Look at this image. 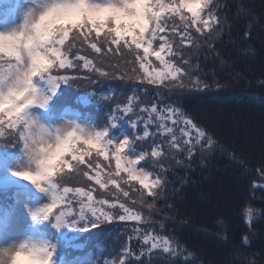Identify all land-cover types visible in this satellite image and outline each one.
I'll use <instances>...</instances> for the list:
<instances>
[{"label": "trees", "instance_id": "16d2710c", "mask_svg": "<svg viewBox=\"0 0 264 264\" xmlns=\"http://www.w3.org/2000/svg\"><path fill=\"white\" fill-rule=\"evenodd\" d=\"M209 10L218 21H210L211 28L201 25L202 32H197L194 26L188 27L190 39L183 41L179 36L171 37L176 55H165V60L182 68L183 74L177 79L166 76L155 84L147 83V77L164 71V66L152 56L141 67L136 52L142 56L143 50L125 48L124 40H130L127 36L117 45L112 43L115 34L97 35L91 29L85 40L81 31L74 29L66 38L63 50L75 66L56 74L73 79L60 87L49 113L59 115L68 107L100 128L107 126L112 116L118 117L115 123L123 122L128 129L130 144L124 152L134 148L137 153H146L138 166L152 178L159 175L161 184L146 189L131 181L123 168L117 176L114 151L101 152L99 146L78 144V154L84 156L85 163L62 168L54 180L61 188H80L91 192L94 201H107L104 209L114 219L91 231H80L72 240L82 243V248L60 240L50 227L51 219L40 220L39 228L55 247L56 262L264 264V0H211L201 15L206 16ZM184 16L188 19L181 21L179 15L165 11L162 19L185 32L191 17ZM91 43L101 51L96 52ZM196 81L199 87H194ZM133 89L143 91L131 104L132 110L125 113ZM84 98L88 101L83 102ZM154 103L160 108L164 104L178 106L205 131L206 138L212 139V145H198L188 159L187 153L169 146L166 129L158 132L155 124H150V135L143 137L145 124L140 121L147 120V113H141L140 108ZM133 121L138 124L135 129L130 126ZM166 123L179 137L180 126L170 120ZM17 134L18 129H10L4 141L14 140ZM154 148L159 155H152ZM105 181L108 183L101 187ZM16 191H0V205L14 203ZM125 191L128 197L123 195ZM149 191L159 195H148ZM71 199L74 210L79 211L82 198ZM112 203L117 207L110 208ZM121 203L138 212L141 222L120 221L119 215L124 214ZM248 210L253 215L251 223L247 221ZM134 228L141 230L139 235ZM145 230L169 238L174 251L144 244ZM100 247L104 248L102 256Z\"/></svg>", "mask_w": 264, "mask_h": 264}, {"label": "snow or ice", "instance_id": "6c2138e0", "mask_svg": "<svg viewBox=\"0 0 264 264\" xmlns=\"http://www.w3.org/2000/svg\"><path fill=\"white\" fill-rule=\"evenodd\" d=\"M210 2L211 0H170L168 3L165 0H61V2L54 3L51 7L74 13V21L68 25L72 28L91 25L96 30L97 35H99L100 31L105 27L115 25V27L110 28V32L115 33V38L112 40V43L118 45L120 39H123L125 36L130 37V40H124L123 46L128 49H132L134 46L136 50H143L142 56L139 51L136 52V60L141 63V67L152 56H155L161 62V65L164 66V71H158L154 76L147 77V83L155 84L158 80L162 82L169 75L173 79H177L178 74H183L184 72L182 68L165 60V55H176L171 43L172 36H179L181 41H183L190 39L186 35V29L188 27L194 26L197 32H202L201 25H203V28L208 29L211 28L210 21L218 23L212 10H209L206 16L200 15L199 9L207 8ZM48 10H51V8ZM184 10L191 13V23L190 25H185V32L179 31L174 25L170 27L168 20L162 19V14L167 11L173 16L179 15L181 21H186L188 18L183 15ZM122 21L125 23H122ZM128 21L132 23H126ZM68 26L66 28V34L58 36L53 41L55 58L48 59L47 66L44 70L39 74L33 73L29 80L32 90L37 94L36 97L25 101L21 96L17 95L16 88L8 85L7 77H0V135L3 134L2 129L4 125H7L9 129H18L16 138L10 140L3 146H16L22 141L23 149L32 162L35 161L36 165L42 163L43 153L49 150L57 157L58 162L56 167L51 170L46 179L37 185L41 191L47 192L50 195L51 203L38 210L34 215L37 218L42 217L45 221L51 219L58 229L71 228L78 231H91L92 229L99 228L105 222L114 219L111 213L104 209L105 204L108 202L105 200L93 202L91 192L85 193L80 188L72 189L63 187L61 190L58 182L53 179L54 173L62 168L68 167L71 169L85 163L84 156L77 154V144L88 145L90 147L99 146L101 152H104L105 149L114 151L116 161L115 175L119 176L121 162L123 161V171L127 173L128 178L139 180V183L146 189H151L153 185L159 186L161 184V177L157 175L155 178H152L142 168L136 167L137 163L145 158L146 153L141 152L137 155L134 148L128 153H124L125 146L130 144L128 129L123 122L120 124L115 123L118 119L116 116H112L111 122L100 131L86 132L78 125L66 123L63 129H56L53 132L28 114V110L32 107L45 108L52 97L56 95L59 88L62 85H69L70 80L73 79V77L63 74H53L52 72L53 67L59 73L60 69L75 66L72 61L67 59L68 53L62 50L65 40L69 35L70 28ZM0 34L7 40L11 35H15L16 33ZM80 35L84 36L85 40H87L85 32H80ZM90 47L96 52L101 51L95 43H91ZM76 59L80 60L83 58L76 57ZM183 62L185 64L188 63L186 60ZM0 69H11L20 75H27L30 71V68L25 67L22 59L3 54H0ZM137 79L140 80L139 77ZM41 82L47 95L36 86L37 83ZM140 82L143 83V80H140ZM167 86L165 85V87ZM180 86L183 87L182 84ZM194 87H199V81L194 83ZM141 91L143 90L133 89L132 95L128 98L129 106L123 109L125 113L132 110L131 104L139 100L138 93ZM157 94L159 95V93ZM12 96H17V98L13 100L11 99ZM93 98L95 97L93 96ZM140 102L142 103V101ZM140 112L147 113V120L141 119L140 121L145 124L143 137L150 135L147 130L150 124H155L158 132L166 129L169 133V146L175 148L178 152L187 153L188 159L191 158L198 145L203 148L205 143L209 146L213 143L210 137L206 138L207 134L204 130L200 129L191 119L184 116V113L181 112L178 106L164 104L163 108H160L154 103L150 107H141ZM5 117H7V120ZM168 120L171 121L172 125L180 126L179 137L173 132L172 128L167 127L166 122ZM130 126L135 129L138 127V124L133 121ZM9 135H12V133L10 132ZM159 154L154 148L152 155L157 156ZM65 156H70L71 159L65 160ZM129 157L132 158L129 159ZM73 161L76 162L75 166L72 164ZM29 172L32 171L15 172L13 175L30 182ZM84 174L87 175L86 172ZM111 182L116 183L114 180ZM107 183L108 181H105L101 184V187H105ZM70 192L83 195L88 201L87 204L83 200L80 201L81 207L78 217L73 216L71 221L67 219L68 212L64 209H61L58 214L53 215V210L59 206L60 201L68 200V193ZM123 195L128 197V192H123ZM148 195H159V193L149 191ZM108 206L110 208L117 207L115 203ZM65 207H70V201ZM119 207L124 213L119 215L118 219L120 221L133 220L141 222V216L138 212H133L128 207H125L123 203ZM86 209L90 210V215L86 212ZM247 214L250 216V210L247 211ZM133 232L139 235L141 230L134 228ZM143 243L150 245L152 249L161 247L164 252L174 251L171 248L169 238L151 233L147 230L143 234ZM50 251L53 258L55 247H51Z\"/></svg>", "mask_w": 264, "mask_h": 264}, {"label": "rangeland", "instance_id": "374dc122", "mask_svg": "<svg viewBox=\"0 0 264 264\" xmlns=\"http://www.w3.org/2000/svg\"><path fill=\"white\" fill-rule=\"evenodd\" d=\"M1 1L2 0H0V2ZM5 1L9 2L11 0H5ZM59 2H61V0H17L16 7L13 8V6H11L8 10V13L10 14L9 15L10 20L7 19L4 23L0 22V33L8 34L20 30L25 24L29 15L38 14L39 11H42L47 6ZM165 2L168 3L170 2V0H165ZM183 14L189 15L190 13L184 10ZM122 23L125 22L122 21ZM126 23H132V22L128 21ZM68 27L70 28L68 37L70 36L71 31H74V29H78L81 32L83 31L85 32L86 35H89L92 32L91 29H94L92 28L91 25H87L86 27L77 26L75 28H72L71 26ZM137 34H138V29H137ZM5 70L6 69H0V74H2ZM52 72L53 74L57 73L55 67H53ZM36 86L38 89L44 91V86L42 82L37 83ZM59 90L56 92V95L54 97H56L59 94ZM44 94L47 95V92L44 91ZM54 97H52V99ZM52 99L43 109H41L40 107L30 108L28 110V114L34 119H37L43 126H45L50 131L53 132L56 129H63L66 123L78 125L79 127L83 128L86 132L101 130V128L98 127L92 121L83 119L80 117L79 113L70 110L66 111L64 115H62L57 119H53L49 117L46 114V111H49L48 108L50 107V103ZM87 101H88L87 98L83 99V102H87ZM5 119L7 120V117H5ZM9 130L10 129L8 128V126L4 125L2 129L3 134L0 135V191L4 193H9L11 190H15V189H18V191L24 190L26 191L27 196H25L22 193L20 197H18L20 200L17 204L15 211L13 213H8L7 216L5 217V220L0 218V249L15 247L22 242H26L36 238L44 239L50 246L51 241L48 238L47 233L44 230L40 229L38 226V222L40 219L34 215L41 208L50 205L51 203L50 195L47 192L41 191L36 186L32 185L30 182L19 179L17 176L13 175V173L15 172H20L25 170L35 171L36 167L22 146L18 148L17 151L13 148V146H3L7 143L6 141H4V139H7V132ZM127 147L128 145L125 146V148ZM76 148L78 149V144L76 145ZM129 151L131 150L129 149L124 153L126 154ZM131 158L132 157H129V159ZM64 159L70 160L71 157L65 156ZM136 167L140 168L138 166V163ZM121 168H124L123 161L121 162ZM143 170L147 172L145 169ZM95 171L93 172L97 174V172ZM55 176L56 173H54L53 179ZM130 180L133 181L135 184L137 183L138 185L142 186L139 183V180H133V179ZM74 196L75 197L80 196L85 204L88 203L87 198L85 196L70 192L68 193V200H61L59 206L53 210V215L58 214L61 211V209H64L65 211L68 212L67 219L69 221H71L73 216L78 217L80 208L79 211L74 210L73 202L71 199ZM94 200L95 199H93V202H95ZM69 201H70V207H65L66 204L69 203ZM86 212L90 215V210L86 209ZM252 220H253V215L252 214H250V216L248 215V219H247L248 223H251ZM50 227L52 228V231L57 233L60 240L66 243L67 246L80 245V247L82 248V243H74L72 240L76 237V235L80 231L71 228L58 229L53 221ZM100 249H101L100 255L102 256L104 255L103 252L104 248L100 247ZM53 264H60L56 262L54 256H53ZM62 264H69V263H62ZM73 264H96V262L90 259H86L81 262L73 263Z\"/></svg>", "mask_w": 264, "mask_h": 264}, {"label": "clouds", "instance_id": "9594fccd", "mask_svg": "<svg viewBox=\"0 0 264 264\" xmlns=\"http://www.w3.org/2000/svg\"><path fill=\"white\" fill-rule=\"evenodd\" d=\"M53 4L38 14L29 15L23 27L11 32L16 34L9 39L6 40L0 34V54L22 59L25 67L30 68L27 75L17 74L11 69L0 74V77L8 78V85L16 88L17 95L25 101L37 96L29 84L32 74L41 73L47 66L48 59L55 58L53 41L66 34L67 26L74 21V13L51 7ZM16 98L17 96L11 97L13 100ZM57 162V157L51 150L44 152L42 163L36 165L33 161L38 170L28 173L30 183L37 187L56 167ZM39 219L43 221L42 217ZM50 249L42 238L22 242L15 247L0 249V264H53Z\"/></svg>", "mask_w": 264, "mask_h": 264}]
</instances>
